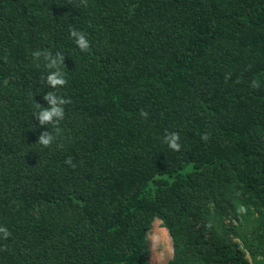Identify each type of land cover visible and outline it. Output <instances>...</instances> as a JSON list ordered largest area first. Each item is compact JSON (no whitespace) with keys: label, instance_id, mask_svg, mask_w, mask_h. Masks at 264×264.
<instances>
[{"label":"trees","instance_id":"trees-1","mask_svg":"<svg viewBox=\"0 0 264 264\" xmlns=\"http://www.w3.org/2000/svg\"><path fill=\"white\" fill-rule=\"evenodd\" d=\"M155 218L166 264H264V0H0V264H148Z\"/></svg>","mask_w":264,"mask_h":264},{"label":"clouds","instance_id":"clouds-1","mask_svg":"<svg viewBox=\"0 0 264 264\" xmlns=\"http://www.w3.org/2000/svg\"><path fill=\"white\" fill-rule=\"evenodd\" d=\"M70 35L75 38V43L82 51H87L90 47L88 40L85 37V34L82 32H77L75 29L70 30ZM35 56L41 55V53H34ZM45 59L48 60L47 67L56 69V71L51 72L47 76V82L53 88L57 86H63L67 83V81L63 78V73L59 70L58 64L63 63V55L61 53H57L55 58H52L51 54L44 53ZM253 86L255 87V81L253 82ZM45 100L48 101L50 107L42 108L41 111L35 113L36 119L39 121L40 125H45L48 123H56L58 120H62L64 117V110L62 105L66 103H70V100H66L60 97H57L54 93H47L44 97ZM37 107L40 105L37 103ZM148 113L141 110V116L147 117ZM207 136H202V139H206ZM54 137L48 131H42L38 137L39 142L43 146H49ZM168 146L175 151L180 150V144L178 143L179 135L177 133H171L165 137ZM66 163L72 164L71 159L66 160ZM74 166V165H72ZM239 211L243 212L244 208L241 207ZM0 232L4 234V237L7 238L10 233L6 228L0 227Z\"/></svg>","mask_w":264,"mask_h":264},{"label":"rangeland","instance_id":"rangeland-1","mask_svg":"<svg viewBox=\"0 0 264 264\" xmlns=\"http://www.w3.org/2000/svg\"><path fill=\"white\" fill-rule=\"evenodd\" d=\"M148 248L150 252L148 264H166L171 256L170 238L157 218L153 219L148 232Z\"/></svg>","mask_w":264,"mask_h":264}]
</instances>
